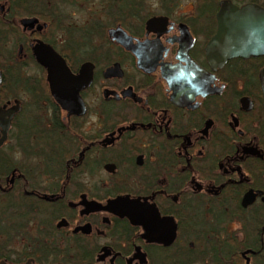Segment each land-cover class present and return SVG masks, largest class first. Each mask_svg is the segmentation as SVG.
Returning a JSON list of instances; mask_svg holds the SVG:
<instances>
[{
	"label": "flooded vegetation",
	"instance_id": "af4514ba",
	"mask_svg": "<svg viewBox=\"0 0 264 264\" xmlns=\"http://www.w3.org/2000/svg\"><path fill=\"white\" fill-rule=\"evenodd\" d=\"M264 0H0V264H264Z\"/></svg>",
	"mask_w": 264,
	"mask_h": 264
},
{
	"label": "water",
	"instance_id": "95a60500",
	"mask_svg": "<svg viewBox=\"0 0 264 264\" xmlns=\"http://www.w3.org/2000/svg\"><path fill=\"white\" fill-rule=\"evenodd\" d=\"M261 82H262V88L264 89V80H262Z\"/></svg>",
	"mask_w": 264,
	"mask_h": 264
}]
</instances>
